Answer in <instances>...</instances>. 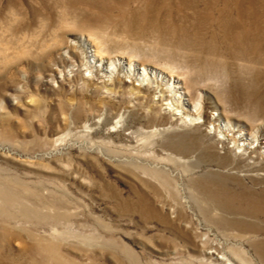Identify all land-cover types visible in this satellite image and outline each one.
<instances>
[{
    "label": "rangeland",
    "instance_id": "374dc122",
    "mask_svg": "<svg viewBox=\"0 0 264 264\" xmlns=\"http://www.w3.org/2000/svg\"><path fill=\"white\" fill-rule=\"evenodd\" d=\"M145 4L0 0V264H264L249 207L264 196V27L248 61L204 2L158 0L150 18ZM196 22L212 55L180 47ZM89 36L102 63L86 64ZM128 57L145 78L107 63ZM147 59L189 65L179 90L199 124Z\"/></svg>",
    "mask_w": 264,
    "mask_h": 264
},
{
    "label": "bare ground",
    "instance_id": "6f19581e",
    "mask_svg": "<svg viewBox=\"0 0 264 264\" xmlns=\"http://www.w3.org/2000/svg\"><path fill=\"white\" fill-rule=\"evenodd\" d=\"M157 1L158 0H146L145 5L147 7V12H148V14L149 13L151 14V16L146 14V18L159 16V13L161 12V8L157 5ZM199 1L204 2L206 5L205 9H204L205 10V18H206L205 22H206V24H209L211 21H214L218 27L224 29V36L226 37L224 40L225 48L231 53V56L235 57V58L240 57V59H245V60L249 61L252 58V51H249L246 53H243V52H244L245 48L249 47L250 45L249 46L244 45V44H242V42L244 40H251L252 41L253 38L257 36V32H258L257 30L259 29V27H264V25L261 23V22H264V2H263V4H260V7H259L258 3L256 2L257 0H211L212 3H214V4H217L218 2H220L221 9H212V7H211L209 10H206L208 7L209 0H199ZM95 3L97 5L102 4L101 1L95 2ZM103 5L105 8V11L110 13L114 9L115 4L113 5L112 3L104 2ZM182 5H185V4L182 3ZM115 8H118L124 12V10L122 9V6H117ZM215 12L217 13V14H215L217 19L213 15V13H215ZM228 15H230V17L225 18V16H228ZM136 17L137 16L134 15V18L132 20L130 19L131 20L130 25L134 24L137 21ZM199 17L200 16L198 15V18ZM232 18H234L236 21H232ZM198 25H199L198 22H196L193 25V28L195 29V30H193L195 33L194 36H192L189 31H185V34L191 39V41L190 42H181L180 47L196 51V56H198L199 54L201 56H203V55L206 56L205 52H208L210 55H212L211 51L214 48V45L210 41H207V40L205 41L203 39L200 31H198L199 29L197 30V28H196V27H198ZM262 37L264 38V36H262ZM87 41H90L95 48L93 50L88 51V53L86 55V59H87L86 64L89 63V64L96 65L97 62L102 63V59H103L102 57H103V55H105L104 52H106L105 46H103V42L97 38H95V40H94L91 36H89ZM85 45L88 46L89 44L85 43ZM119 54H121V55H118V57L119 56L121 58L125 57L123 55L124 53L119 52ZM155 57H159V56L155 55ZM150 58H153V56H150ZM147 60L151 61L150 59H147ZM165 60L167 62L166 65L159 63L158 61H151V62H153V63L149 64L150 66L153 67V71L151 70V76L154 74H158L161 76V71H162V73L163 72L166 73L167 77H169L168 79H170L172 82L170 88H172L171 93L173 94V98L175 100L183 103L184 106H188V104H189V107L193 106L192 107L193 111L192 110H190V111L194 112L195 114L197 113L198 117L188 119L186 116V118L188 120H190L192 124H199L201 122L200 121L201 118L199 116V112L202 108L201 101L199 100V98L195 99L194 101H191V100H189L190 99L189 97H188L189 99L184 97L185 92H182L179 90L181 88V86L178 84V82H179V80L185 81L187 79L189 65H186V63L182 64V65L177 64L175 62V59H170V60L165 59ZM132 61H136V60L133 59V57H128L127 63H124V61H122V60L119 61L117 59L115 60V63L112 62L111 60H110V62H107V63L109 64L110 67L114 66L115 64H118V65L121 64V66L127 65L126 66L127 70L137 71L139 76L141 75L140 78L142 80V77L145 78L147 76L148 70H146L144 67L143 68H137L136 63L134 64ZM206 61L209 62L210 64H212V66H214L215 61H210L208 57H206ZM216 65H218V64H216ZM177 66H181L183 68L177 67ZM149 69H151V68H149ZM111 71H112V69H111ZM163 77H165V75H163ZM174 77H176V78H174ZM209 80H210V78H209ZM184 81H182V82L184 83ZM238 88L239 89L241 88L240 83L238 85ZM186 94H187V91H186ZM168 103H170V102H167L164 104H168ZM191 115H192V113H191ZM189 117H191V116H189ZM245 133L246 132L242 131L240 134L244 136ZM251 134H252V132H251ZM254 136H256V135L253 134V140L255 139ZM226 140H229V139H226ZM221 141H223V140H221ZM255 141H257V139H255ZM171 146L174 147L175 145H173V143H171ZM253 153H255V151ZM248 155H251V154L248 153ZM260 157H261V159H264V152H263V154H262V152L260 153ZM256 159H258V157ZM249 207H250V211H252V213H254V216L256 214L264 215V196L253 195L251 197Z\"/></svg>",
    "mask_w": 264,
    "mask_h": 264
}]
</instances>
